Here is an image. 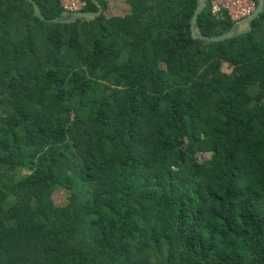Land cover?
<instances>
[{
  "label": "trees",
  "instance_id": "trees-1",
  "mask_svg": "<svg viewBox=\"0 0 264 264\" xmlns=\"http://www.w3.org/2000/svg\"><path fill=\"white\" fill-rule=\"evenodd\" d=\"M96 1L0 0V264H264V10Z\"/></svg>",
  "mask_w": 264,
  "mask_h": 264
},
{
  "label": "water",
  "instance_id": "water-1",
  "mask_svg": "<svg viewBox=\"0 0 264 264\" xmlns=\"http://www.w3.org/2000/svg\"><path fill=\"white\" fill-rule=\"evenodd\" d=\"M29 3H31L33 5L35 14L37 16L38 19H40L43 22H47V23H52V24H72L74 22H76L77 20L83 19V18H98L102 15L103 13V9L101 7V5L99 4V2H97L96 0H90L91 3L97 8V12L96 13H85V12H80V13H75L72 14L68 17H64V18H59V19H53V20H46L44 18V16L42 15L39 7L34 3L33 0H27ZM210 0H199L195 9V12L193 14V17L191 19L190 22V35L191 38L193 40H199L202 42H206V43H221V42H225L231 39H235L238 36H240L242 34V29L244 26H247L249 31L251 30V23L259 17V15L262 13V11L264 10V0H257V7L255 12L249 16L248 18H246L245 20H242L238 23H236L233 28L226 34L220 37H214V38H209V37H205L202 36L199 32H198V26H197V19L198 16L205 11V8L207 7V5L209 4Z\"/></svg>",
  "mask_w": 264,
  "mask_h": 264
},
{
  "label": "built area",
  "instance_id": "built-area-1",
  "mask_svg": "<svg viewBox=\"0 0 264 264\" xmlns=\"http://www.w3.org/2000/svg\"><path fill=\"white\" fill-rule=\"evenodd\" d=\"M62 10L70 15L80 13L85 8L81 0H59ZM210 12L213 17L227 14L232 22L238 23L251 16L256 10L255 0H210Z\"/></svg>",
  "mask_w": 264,
  "mask_h": 264
},
{
  "label": "rangeland",
  "instance_id": "rangeland-1",
  "mask_svg": "<svg viewBox=\"0 0 264 264\" xmlns=\"http://www.w3.org/2000/svg\"><path fill=\"white\" fill-rule=\"evenodd\" d=\"M113 1V0H112ZM122 1H119V0H114L113 3L108 6V8L106 9V12L104 13V16L106 18H112V17H122L123 15H125L127 12V10L125 9L124 5L123 7L121 6V3ZM245 28V26H244ZM223 72L229 74L231 69L227 66V65H224L223 68H222ZM208 159V156L205 155V156H201L199 157V160L200 161H204V160H207ZM25 173L23 174H18L17 175V179H19L20 177L24 176ZM68 192L65 191V190H58L54 193L53 195V200L55 202L56 205H62L66 202L67 198H68Z\"/></svg>",
  "mask_w": 264,
  "mask_h": 264
},
{
  "label": "crops",
  "instance_id": "crops-1",
  "mask_svg": "<svg viewBox=\"0 0 264 264\" xmlns=\"http://www.w3.org/2000/svg\"><path fill=\"white\" fill-rule=\"evenodd\" d=\"M114 1V0H113ZM113 1L112 0H107V2H108V6H110L112 3H113ZM119 1H122L120 4H121V6L123 7L124 5H126V6H124L125 7V9L127 10V12H129V6H128V4L126 3V1L125 0H119ZM128 13H126L125 15H127ZM125 15H123V16H125ZM122 16V17H123ZM230 73H231V71H230ZM229 73V74H230Z\"/></svg>",
  "mask_w": 264,
  "mask_h": 264
}]
</instances>
